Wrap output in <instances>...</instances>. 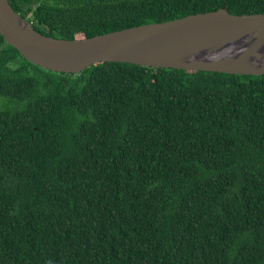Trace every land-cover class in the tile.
<instances>
[{
    "label": "trees",
    "instance_id": "1",
    "mask_svg": "<svg viewBox=\"0 0 264 264\" xmlns=\"http://www.w3.org/2000/svg\"><path fill=\"white\" fill-rule=\"evenodd\" d=\"M8 1L64 39L264 13V0ZM0 264H264V75L59 73L0 35Z\"/></svg>",
    "mask_w": 264,
    "mask_h": 264
},
{
    "label": "water",
    "instance_id": "2",
    "mask_svg": "<svg viewBox=\"0 0 264 264\" xmlns=\"http://www.w3.org/2000/svg\"><path fill=\"white\" fill-rule=\"evenodd\" d=\"M0 35L29 62L59 73H80L91 65L116 61L154 68L264 75V13L233 14L219 8L64 39L38 32L8 0H0Z\"/></svg>",
    "mask_w": 264,
    "mask_h": 264
},
{
    "label": "bare ground",
    "instance_id": "3",
    "mask_svg": "<svg viewBox=\"0 0 264 264\" xmlns=\"http://www.w3.org/2000/svg\"><path fill=\"white\" fill-rule=\"evenodd\" d=\"M20 195V194H19ZM15 198V197H14ZM16 202V201H15ZM20 202V201H19ZM16 205V204H15Z\"/></svg>",
    "mask_w": 264,
    "mask_h": 264
}]
</instances>
